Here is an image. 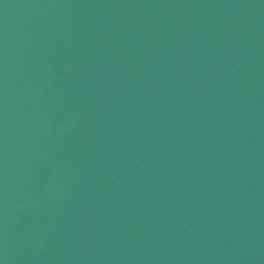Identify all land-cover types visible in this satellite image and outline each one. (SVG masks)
Returning a JSON list of instances; mask_svg holds the SVG:
<instances>
[{"label":"water","instance_id":"obj_1","mask_svg":"<svg viewBox=\"0 0 264 264\" xmlns=\"http://www.w3.org/2000/svg\"><path fill=\"white\" fill-rule=\"evenodd\" d=\"M0 264H264V0H0Z\"/></svg>","mask_w":264,"mask_h":264}]
</instances>
